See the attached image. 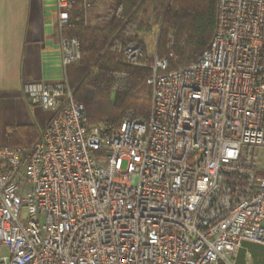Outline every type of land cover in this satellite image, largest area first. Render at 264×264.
Instances as JSON below:
<instances>
[{"label": "built area", "instance_id": "2783aa9c", "mask_svg": "<svg viewBox=\"0 0 264 264\" xmlns=\"http://www.w3.org/2000/svg\"><path fill=\"white\" fill-rule=\"evenodd\" d=\"M70 2L56 0L60 28ZM217 3L188 66L127 45L152 69L151 117L109 133L74 99L80 42L62 38L60 79L24 86L49 122L30 148L0 146V264H237L244 241L264 245V0Z\"/></svg>", "mask_w": 264, "mask_h": 264}, {"label": "trees", "instance_id": "16d2710c", "mask_svg": "<svg viewBox=\"0 0 264 264\" xmlns=\"http://www.w3.org/2000/svg\"><path fill=\"white\" fill-rule=\"evenodd\" d=\"M217 14V0H71L61 38L78 39L81 57L67 65L66 75L89 124H104L109 133L127 119L149 121L152 69L130 62L127 45L138 43L146 51V35L158 28L156 53L167 61L166 71L188 66L210 45ZM148 62L152 64L154 57ZM33 131L32 127L10 129L8 144L30 148L38 137Z\"/></svg>", "mask_w": 264, "mask_h": 264}, {"label": "crops", "instance_id": "0c3cea01", "mask_svg": "<svg viewBox=\"0 0 264 264\" xmlns=\"http://www.w3.org/2000/svg\"><path fill=\"white\" fill-rule=\"evenodd\" d=\"M154 33L144 39L149 57ZM61 40L56 0H0V146L14 127H32L38 139L49 122L52 112L32 104L24 86L60 79Z\"/></svg>", "mask_w": 264, "mask_h": 264}, {"label": "water", "instance_id": "95a60500", "mask_svg": "<svg viewBox=\"0 0 264 264\" xmlns=\"http://www.w3.org/2000/svg\"><path fill=\"white\" fill-rule=\"evenodd\" d=\"M246 252L251 253L254 259V264H264V245L256 244L250 241H244L236 258L237 264H246L245 263Z\"/></svg>", "mask_w": 264, "mask_h": 264}, {"label": "rangeland", "instance_id": "374dc122", "mask_svg": "<svg viewBox=\"0 0 264 264\" xmlns=\"http://www.w3.org/2000/svg\"><path fill=\"white\" fill-rule=\"evenodd\" d=\"M155 31H156V33H159L160 30H159L158 28H156ZM156 33H154L153 35H151V36H152V40H151V42H150V47H151V48H153L154 45H155ZM170 54H171V53H170ZM154 55H155V52H154V50H153V56H154ZM155 57H156V56H154V59H155ZM260 159H261V170L264 171V148H261V149H260ZM24 214H25V211H24Z\"/></svg>", "mask_w": 264, "mask_h": 264}]
</instances>
